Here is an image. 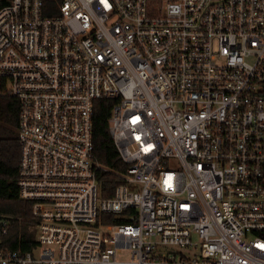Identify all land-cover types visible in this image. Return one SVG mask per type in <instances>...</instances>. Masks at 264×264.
Listing matches in <instances>:
<instances>
[{
    "label": "built area",
    "instance_id": "built-area-1",
    "mask_svg": "<svg viewBox=\"0 0 264 264\" xmlns=\"http://www.w3.org/2000/svg\"><path fill=\"white\" fill-rule=\"evenodd\" d=\"M49 3L0 8L35 242L0 218V264H264V0ZM98 100L127 165L110 197Z\"/></svg>",
    "mask_w": 264,
    "mask_h": 264
},
{
    "label": "trees",
    "instance_id": "trees-1",
    "mask_svg": "<svg viewBox=\"0 0 264 264\" xmlns=\"http://www.w3.org/2000/svg\"><path fill=\"white\" fill-rule=\"evenodd\" d=\"M9 0H0V8ZM54 0H50V3ZM49 3V4H50ZM114 101L98 100L94 104L93 145L95 158L105 168L98 172L103 197H110L119 184V176L127 169L109 132L108 119ZM1 121L17 129L19 106L16 100L0 97ZM20 147L16 135L0 137V218L6 219L8 232L3 243L13 250L28 251L35 245L31 207L19 196Z\"/></svg>",
    "mask_w": 264,
    "mask_h": 264
},
{
    "label": "rangeland",
    "instance_id": "rangeland-1",
    "mask_svg": "<svg viewBox=\"0 0 264 264\" xmlns=\"http://www.w3.org/2000/svg\"><path fill=\"white\" fill-rule=\"evenodd\" d=\"M0 111H3V107ZM15 126L12 125L11 123H4L1 121L0 118V137L1 138H9L13 135H16L17 137V129L14 128ZM129 258V253L128 252H123L122 254L117 256V259L119 260H125Z\"/></svg>",
    "mask_w": 264,
    "mask_h": 264
}]
</instances>
